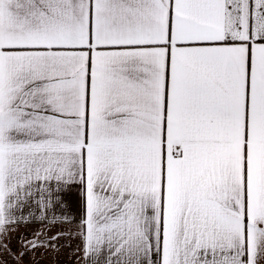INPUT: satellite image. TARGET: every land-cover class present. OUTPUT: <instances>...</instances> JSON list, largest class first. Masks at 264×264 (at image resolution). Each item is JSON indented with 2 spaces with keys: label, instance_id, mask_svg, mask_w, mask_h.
Instances as JSON below:
<instances>
[{
  "label": "snow or ice",
  "instance_id": "1",
  "mask_svg": "<svg viewBox=\"0 0 264 264\" xmlns=\"http://www.w3.org/2000/svg\"><path fill=\"white\" fill-rule=\"evenodd\" d=\"M264 264V0H0V264Z\"/></svg>",
  "mask_w": 264,
  "mask_h": 264
},
{
  "label": "rangeland",
  "instance_id": "2",
  "mask_svg": "<svg viewBox=\"0 0 264 264\" xmlns=\"http://www.w3.org/2000/svg\"><path fill=\"white\" fill-rule=\"evenodd\" d=\"M41 264H48V262H47V261H45V263H41Z\"/></svg>",
  "mask_w": 264,
  "mask_h": 264
},
{
  "label": "crops",
  "instance_id": "3",
  "mask_svg": "<svg viewBox=\"0 0 264 264\" xmlns=\"http://www.w3.org/2000/svg\"><path fill=\"white\" fill-rule=\"evenodd\" d=\"M41 263H45V261H42Z\"/></svg>",
  "mask_w": 264,
  "mask_h": 264
}]
</instances>
